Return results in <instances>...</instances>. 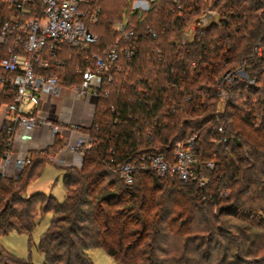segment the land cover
<instances>
[{
    "label": "trees",
    "instance_id": "16d2710c",
    "mask_svg": "<svg viewBox=\"0 0 264 264\" xmlns=\"http://www.w3.org/2000/svg\"><path fill=\"white\" fill-rule=\"evenodd\" d=\"M32 1L24 5L31 12L27 19L41 15V1L37 9ZM180 1V9L171 0H158L151 4L149 11L140 13L132 10L135 0H123L120 21H126L137 36L131 61L122 60V65L130 71L125 70L115 78L114 93L104 97L96 108L94 125L88 132L95 145L85 155L80 168L64 171L66 196L63 203L40 194L26 198L23 193L31 178H23L24 174L17 180L0 179V235L11 231L31 235L36 228V207L41 205L45 213L54 214L50 228L37 246L47 264H95L89 256L95 249L105 251L115 264H127L118 255L129 242L123 237L108 240L105 229H101L107 227L112 214L119 218L126 211L139 208L135 201L112 211L119 199L137 200L142 188L139 189L137 179L132 187H127L118 175L117 181L123 183L114 192L105 188L97 190L95 184L111 174L108 168L114 170L122 164L139 161L143 155L160 154L168 163H173L171 151L178 143L196 136L197 162L193 172L197 181H206L204 187L199 183L185 184L176 175L162 179L149 174L155 189H163L165 183L171 188L181 186L189 197V206L165 223L159 219L152 234L145 236L150 239L147 249L155 250L158 234L165 230L171 234L161 249L162 254H155L148 264L264 263V257L258 261L246 260L264 249V54L259 53L264 48V0ZM21 3L23 0H0V30L12 17L22 16L17 8ZM115 3L113 0H85L81 4L86 27L96 33L98 43L88 52L68 45L52 53L46 52L44 58L57 66L51 67L50 74L63 75L65 85L76 84L80 80L77 69H85L89 65L87 59L114 47L118 40L114 38L118 35L112 26L120 10ZM206 9L217 10L219 25L194 32L192 40L180 46L178 40L183 29ZM104 16L108 18L106 22L101 21ZM93 17L97 19L95 23L91 21ZM98 30L101 33L96 32ZM170 32L175 37H169ZM9 44L13 43L0 44V60L8 55V48L12 46ZM124 47L122 43L120 49ZM193 54H197L196 57ZM203 63H208V67ZM236 65H244L248 79L255 84L236 80L229 89L230 98L225 108L236 106L235 118L250 126L252 133L235 125L231 120L235 115L231 112L218 124L224 115L215 112L217 89L213 84L215 80L223 84L224 75ZM234 92L240 95L238 99L242 104L233 102ZM185 97L190 98L186 101L189 105L183 103ZM12 99L13 90L7 87L0 95V104ZM5 145L6 137H1L0 155L6 150ZM207 160H216L213 170L205 167ZM46 161L39 158L36 162ZM224 192L228 195L222 198ZM224 204H229L226 209L229 214L246 219L232 225L221 218ZM18 205L23 207L20 209ZM160 205L154 204L152 211ZM90 206L92 208L87 209ZM211 206L218 211L209 210ZM203 208H208V213L198 214ZM172 213L170 210V215ZM177 217L178 220L186 218L183 223H191L190 231L183 237L172 234ZM151 220L141 219L144 233L149 232L147 227ZM247 224L263 228V232H251L252 227ZM95 227L99 230H93ZM232 245L237 247L235 255H232ZM0 264L32 263L12 255L0 245Z\"/></svg>",
    "mask_w": 264,
    "mask_h": 264
},
{
    "label": "built area",
    "instance_id": "2783aa9c",
    "mask_svg": "<svg viewBox=\"0 0 264 264\" xmlns=\"http://www.w3.org/2000/svg\"><path fill=\"white\" fill-rule=\"evenodd\" d=\"M84 1L41 0V15L27 19L31 12L24 5L33 1L23 0L17 6L22 16L12 17L0 30V44L13 41L8 55L0 60V95L7 87L13 90L12 101L0 104L3 115L0 138L6 137V150L0 155V179H14L15 172L21 173L39 158L62 169L74 168L76 164L71 161L72 157H83L93 148V139L88 132L94 125V112L100 101L109 96L107 88L113 84L115 87V78L125 71L121 61H131L135 30L126 21L114 23L112 30L125 47L120 49L121 43L117 41L113 48L93 55L92 59H87L89 65L85 69H77L78 83L63 84L58 76L50 74V61L44 58V54L58 51L62 45L88 52L98 43V37L87 29L84 22L81 10ZM156 1L135 0L132 10L147 12ZM171 1L180 9V0ZM182 14L181 21L184 20ZM96 20V17L91 19L94 23ZM219 22V14L206 9L190 29L193 33L205 31ZM239 71L225 77L229 84L226 86L223 82L222 85L227 94L236 80L252 85L253 81L246 74L239 75ZM93 99L96 105L88 113L91 115L88 119L83 112ZM78 104L84 107L79 114L84 117L79 120L76 118ZM25 105L32 106L33 110L24 112ZM174 152L173 163H168L163 155L150 154L114 170L127 187H132L138 174L144 171H151L160 178L172 171L180 181L187 183L196 177L193 172L196 157L191 140L178 143ZM200 182L199 185L204 187L206 181Z\"/></svg>",
    "mask_w": 264,
    "mask_h": 264
},
{
    "label": "rangeland",
    "instance_id": "374dc122",
    "mask_svg": "<svg viewBox=\"0 0 264 264\" xmlns=\"http://www.w3.org/2000/svg\"><path fill=\"white\" fill-rule=\"evenodd\" d=\"M8 1H11V0H8ZM40 1L41 0H34L33 7L35 9H37V7L40 5L39 4ZM115 2H117V7H119L120 10L117 14L118 17L116 16L117 18L113 20V22L116 20L114 23L121 22L120 21L121 20L120 12L122 10L123 0H113V4H116ZM120 2H121V4H120ZM111 5H112V3H111ZM214 12L217 13V10ZM102 17H101V21L106 22V20L108 18L105 16H104V18H102ZM158 17H161V16H158ZM117 19H119V20H117ZM170 20H173V18H171ZM190 28H191V25H188L185 30L183 29L182 36H181L180 40H178V44L180 46L185 45L184 42H187L188 39L193 38L194 33L191 31ZM96 32L101 33V30L100 31L98 30ZM94 35H96V33ZM135 36H137L136 31H135ZM168 36L169 37H172V36L175 37L174 35H172V32H170ZM114 39L117 40L118 36ZM119 41L121 44L123 43V41H121V40H119ZM12 42L13 41H11V40L9 41V43H12ZM10 45H12V44H9V46ZM159 52H161V50L157 51L158 54H159ZM259 53H260V55L263 56L264 48H262V50H260ZM196 55L197 54H193V57H196ZM192 61H193V58H192L191 62ZM218 63H220V62H218ZM121 64H122V61H121L120 65ZM203 64L206 65V67H208V63H203ZM50 65H51V67H53L54 65L56 66V64H54L51 61H50ZM236 66H237L236 68H234V69L232 68L233 70L228 71L224 75V81L223 82L226 86L229 84V82H227L226 79L229 78L231 73H233V72L236 73V70H238V71L240 70L239 72H241V73H238L239 75L240 74H243V75L246 74L244 65H239V66L236 65ZM224 67H225V65H224ZM233 67H235V66H233ZM58 68H60V66H58ZM124 68H125V70L130 71L129 69H126V67H123V69ZM220 70H222V69H220ZM219 72H222V71H219ZM62 76L61 75L58 76L60 78L61 82H63ZM118 76L119 75H117V77ZM216 77H218V76H216ZM225 77H227V78H225ZM230 79L232 80V78H230ZM221 83L219 84V82L215 80V83L213 84V85H215V87L217 89V93H216L217 100L215 101V112L219 113V114L222 113V115H224L221 118H219L218 124L223 120L222 119L223 117L224 118L226 117L227 112H231L232 114L235 115L233 118H231V120H234L235 125L236 124L240 125L243 128H245L251 132L252 128H250V126L246 125L244 122H242V120H238L235 118L236 117V106L234 107V109H231V108H233L232 106L228 107L227 109L225 108V104L228 101V99L230 98V96H229L230 94L226 93L225 86L222 85ZM251 84L254 85L255 82L253 81V83H251ZM233 85H234V83H233ZM114 89H115V87L113 84L112 86L107 88L106 94L111 95L112 93H114ZM233 95L236 96V98H232V99H234L233 102H235L237 104L238 103L242 104V101L240 102V99H238V98H240V95H236V92H234ZM254 96L256 97V95H254ZM170 98L172 99V97H170ZM241 98H242V96H241ZM187 99H190V98L185 97V99L183 100V103H187L189 101ZM172 100H170V102ZM93 101H94V99L90 102V104H88V106L86 105L85 112H83L84 113L83 115H86V117L88 119H90L89 118L90 114H88V113L91 112V109L94 110V107H95L94 105H96V101H94V102ZM185 105H189V104L187 103ZM81 109H84V107H82V105L78 104L76 106V113L78 114V115H76L77 120L84 117L82 115H79V114H81ZM31 110H33L32 106L29 107V106L25 105L23 108V111L27 112V113L30 112ZM177 114H178V112H177ZM94 116H95V112H94ZM204 126H207V127L209 126V128L211 127L210 124H205ZM220 129H223V127L221 126ZM85 133H86V131H85ZM209 136H211L210 133H209ZM195 137L196 136L189 139V140H191L193 147H195L194 146ZM92 139H93L92 140L93 142H91V143H93V145H95L96 142L94 141V138H92ZM174 151H171V155H173V156L175 155ZM84 157L85 156H83V157L82 156L72 157L71 161L76 164V167H74V168H80V166H82ZM37 160L38 159H36V161ZM46 162H43V163L34 162L32 165L27 167L25 169V171H23L21 173L15 172L13 177H14V179L17 180L18 178H20L21 174L22 175L24 174L22 176L23 178L26 179V176L29 177V179L31 178L30 184L28 185L26 191L23 193V194H25L26 198L40 194V195H44L47 197H53L59 203H63L65 200V196H66V187L64 184V174H65L64 171L72 170L73 168L62 169V168H59L55 163H51L49 161H46ZM135 162H138V161H135ZM195 162H197V161L195 160ZM215 166H216V160H207L206 161V164H205L206 168L213 170L215 168ZM108 169H109V172L111 174H109V175L105 176L104 178H102L101 180H99L94 186L95 189L98 190V189L105 188L108 191L114 192L117 189L121 188L120 183L122 181L121 180H120L121 182L117 181L116 175L119 176V174L116 173L117 171L113 170L112 168H108ZM140 173L144 174V176L142 175V177H141ZM140 173L138 174L137 181H136L139 184L138 185L139 189L142 188V190H140L138 193L139 198L137 200H130L129 198L119 199V200H117V204L115 205V207L112 208V211L114 212L115 210H120L123 207H128L129 205H131L135 201L136 202L138 201L139 208H136L133 210H128L125 212L124 215L119 216V218H114L116 215L112 214L110 216L109 223L107 224V227L101 229V231H103L105 229V231H104L105 237L107 236L106 239H108V240L116 239L118 237H123L126 239V241L129 242V244H127L125 246L126 248L124 249V251H122V252L119 251V255H118L123 261L127 262V264H148V261L149 260L151 261L155 254H159V253L162 254L161 249L164 246H166V244L168 243V241L166 239H168L167 237H169L171 235L169 233L170 231L165 230L163 232V234H161V235L158 234L159 240L157 238L155 250H153V248L147 249L146 244L150 243V239H148V238L145 239V236H147L149 233L152 234L151 232H152V230H154V227L156 226L154 224H157L159 219L164 220L163 222L165 223V222L169 221L171 219V217L172 218L176 217L177 216L176 213L178 211H184L185 209H182L183 207L185 208V207L189 206V204H187L189 197L186 196V194L184 193V190H183V188H181V186L171 188V187H169L170 185L168 183H165V186L163 189H161V190L155 189V188H153L154 183L151 180V177H149V174L155 175V173H152L151 171H149V172L144 171V172H140ZM173 175H174L173 172L169 171L168 174L165 177H163L162 179H167L168 177H172ZM119 178H120V176H119ZM195 178H197V177H194L189 182H187V183L184 182V183L185 184H191V183H197L198 184V183H201L200 182L201 180H203V179H200L199 181H197ZM80 185H81V183H80ZM130 189H132V188H130ZM227 195H228V192H224L222 194V198L226 197ZM154 204L155 205L161 204L159 206L160 210L155 209L152 211V206ZM227 206H229V204L222 205L224 214H221V216H220L221 218H223L227 221H230V223H232V225H239L241 223L240 220H243V218L246 219V217H242V216L236 217L233 214H229V212L226 211ZM17 207L21 209L23 206L18 205ZM90 208H92V206L88 207L87 209H90ZM107 209L109 210V208L106 207V210ZM170 210L173 211V213L171 215H170ZM203 210L204 211H202V209L199 210L198 214L205 215L208 213V208H203ZM209 210L217 212L218 208L211 206V208L209 207ZM36 211L38 213V216L36 218V228L34 229V231L31 235L22 234V233H19L17 231H11L7 235H0V245L7 252L11 253L12 255H14L20 259L27 260V261L31 262L32 264H47L45 257L43 256V254H41L38 251L37 246H38L42 236L50 228L51 222L54 218V214L52 212L45 213L42 210L41 205H38L36 207ZM152 213L153 214L157 213L158 216L157 215L153 216ZM186 216H187V214H186ZM143 217L144 218L146 217L147 219L149 218V220L152 219L151 225L149 224V226L147 227V229H149L148 230L149 232H147V233H144L145 230H144V228L141 227L140 221ZM95 219L96 218H93V221ZM251 219L252 218H249L250 221H251ZM98 220L99 219H96L95 222H99ZM186 220H187L186 218L180 219V220H178V217L176 218V221L173 224V230H172L173 235H180L181 237H183L184 233L190 231L191 223L190 224L183 223ZM101 221H104V219H102ZM213 221H214V219H213ZM168 225H166V226H168ZM247 225L249 226L250 224H247ZM250 227H252V225H250ZM95 228H93V230H97V231L99 230V228H97V227H95ZM258 230H260V232L261 231L263 232V228L260 229L257 226H253L251 228V232H254V231L258 232ZM233 231H235L234 233L236 234L235 228H233ZM130 233L132 236L130 235ZM229 236L231 237L230 234H229ZM155 241H154V243H155ZM213 247L215 248V246H213ZM236 249H237V247L234 248L232 245V255H235L237 253ZM89 256L92 258V260L94 261L95 264H115V262L102 249H95V250L90 251ZM159 256L164 257L163 255H159ZM191 256H192V254L190 255V257ZM263 257H264V249L261 250L259 252V254H256L255 256L246 257V260L258 261V260L262 259Z\"/></svg>",
    "mask_w": 264,
    "mask_h": 264
},
{
    "label": "crops",
    "instance_id": "0c3cea01",
    "mask_svg": "<svg viewBox=\"0 0 264 264\" xmlns=\"http://www.w3.org/2000/svg\"><path fill=\"white\" fill-rule=\"evenodd\" d=\"M112 1V0H111ZM1 108V107H0ZM2 117H3V115H2V113H0V122L2 121ZM59 168H61L60 166H58Z\"/></svg>",
    "mask_w": 264,
    "mask_h": 264
}]
</instances>
